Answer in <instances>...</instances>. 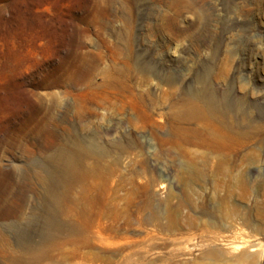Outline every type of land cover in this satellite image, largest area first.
Segmentation results:
<instances>
[{"label":"rangeland","instance_id":"obj_1","mask_svg":"<svg viewBox=\"0 0 264 264\" xmlns=\"http://www.w3.org/2000/svg\"><path fill=\"white\" fill-rule=\"evenodd\" d=\"M47 184L41 264H264V0H0V199Z\"/></svg>","mask_w":264,"mask_h":264},{"label":"bare ground","instance_id":"obj_2","mask_svg":"<svg viewBox=\"0 0 264 264\" xmlns=\"http://www.w3.org/2000/svg\"><path fill=\"white\" fill-rule=\"evenodd\" d=\"M69 151V148L62 146L59 153L48 156L46 161L56 163L62 168L73 164L75 158ZM41 181L46 184L43 178ZM50 186L47 184L49 191L41 199V208L36 211L35 217L27 216L24 211L26 198L5 195V198L0 199V204H6L5 209L0 212V264H41L47 258V250L39 245H51L63 231V226L57 224L56 220L60 214L59 206L64 199ZM16 248L20 249V254Z\"/></svg>","mask_w":264,"mask_h":264}]
</instances>
